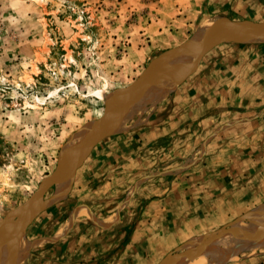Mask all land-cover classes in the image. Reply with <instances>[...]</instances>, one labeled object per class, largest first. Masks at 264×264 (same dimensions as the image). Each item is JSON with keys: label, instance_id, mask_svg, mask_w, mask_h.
<instances>
[{"label": "rangeland", "instance_id": "obj_1", "mask_svg": "<svg viewBox=\"0 0 264 264\" xmlns=\"http://www.w3.org/2000/svg\"><path fill=\"white\" fill-rule=\"evenodd\" d=\"M182 2L0 0V264L5 259L10 216L38 191L64 159L87 142L99 124L104 123L106 103L110 98L135 84L164 53L189 41L200 26L209 25L216 19L224 22L264 20V9L256 11L257 16H254L255 12L241 16L238 15L240 7H235L233 11L237 14L233 16L224 10L187 16L180 9ZM221 3L222 0L217 1L218 7ZM209 33L207 36L214 35L212 31ZM259 43L264 42L254 44ZM165 66H159L156 71ZM174 71L166 69L165 74L174 75ZM129 104H119L118 109L109 110L114 120L113 111L126 109ZM152 111L135 117L133 126L126 132L113 133L98 142L57 192L55 187L47 189L36 217L26 226L25 236L19 241L31 243L36 236L57 228L73 210V204L66 199L67 194L97 152L107 143L136 130ZM88 126L92 128L90 135L83 138L79 134H83ZM74 135L82 136L85 141L76 138L80 142L74 139L75 144L68 145ZM64 187L66 194L60 196ZM258 192V188L251 187L243 208L230 219L224 218L216 228L186 234L176 246L170 241L171 247L167 243L149 258L147 252H142V258L127 264H192L223 234H235L232 237L245 241L257 238L264 233V226H255L249 233L241 230L252 225L255 217L264 218V200H257ZM252 215L254 218L250 219ZM21 221L23 217L19 219ZM253 231L259 232L258 235ZM240 235L244 237L240 238ZM19 241L15 245L18 248L13 253L15 256L12 254L14 258L11 257L12 263L22 255ZM32 245L20 259L23 264L39 256L38 244ZM213 259L216 258L207 262ZM219 264H264V247L253 251L243 248L235 259Z\"/></svg>", "mask_w": 264, "mask_h": 264}, {"label": "crops", "instance_id": "obj_2", "mask_svg": "<svg viewBox=\"0 0 264 264\" xmlns=\"http://www.w3.org/2000/svg\"><path fill=\"white\" fill-rule=\"evenodd\" d=\"M182 1L194 17L264 9V0ZM91 161L67 194L73 210L33 239L39 256L28 264H127L216 228L251 187L264 200V43L213 48L146 122Z\"/></svg>", "mask_w": 264, "mask_h": 264}, {"label": "water", "instance_id": "obj_3", "mask_svg": "<svg viewBox=\"0 0 264 264\" xmlns=\"http://www.w3.org/2000/svg\"><path fill=\"white\" fill-rule=\"evenodd\" d=\"M263 31L264 30V20L261 21H225L222 28H220V36H203L202 43L199 50V56L194 61L193 64L187 67H181L174 69L175 74L167 75L165 74L166 68L163 67L162 70L156 71L161 65H168L169 62L177 55L182 53H188L187 46L190 42L187 41L180 47L172 49L164 53L159 59L154 61L149 68L144 72V74L138 79V81L131 87L123 91L121 94L113 96L106 103V113L103 118V124H99L96 132L93 133L79 149L77 152L73 153L71 157H67L59 164V167L55 173L45 182H43L38 191L19 209L13 212L8 220V226L6 228V235L8 243L5 247V259L2 264H14L12 263V253L16 251V242L25 236L26 226L36 217L37 211L39 210L40 203L43 198V194L50 187L59 188L60 185L73 175L75 170L79 168L85 158L90 154L94 146L100 142L102 139L113 134V119L109 110H114L119 104H127L134 100L137 92L142 88L145 82H150V80L156 79L159 81L170 80L171 84L167 85L164 90L169 91L177 87L185 78L190 76L198 67L201 59L205 54L225 43H241L237 38L240 34L248 31ZM180 79H182L180 81ZM180 81V82H179ZM23 217V221L19 222V219ZM16 220L18 222H16Z\"/></svg>", "mask_w": 264, "mask_h": 264}, {"label": "bare ground", "instance_id": "obj_4", "mask_svg": "<svg viewBox=\"0 0 264 264\" xmlns=\"http://www.w3.org/2000/svg\"><path fill=\"white\" fill-rule=\"evenodd\" d=\"M223 23H224L223 19H218V20L216 19L214 21H211V23L209 25L200 26L199 29L197 30V32L190 39V42L187 46L188 53L177 54L169 62L168 66H165V67H167L166 69L174 71V69H178L181 67H187V66H190L191 64H193L199 55V50H200V46L202 43L203 36H207V34L211 31L214 33L213 36H215V34L220 36L221 35L220 34V28H222ZM237 38L240 40L241 44H254V43H258V42H264V30L263 31H261V30L260 31H248V32H245L243 34H240ZM169 84H171V82L169 80H165V81L152 80L150 82H146V85H143L142 88L139 90V92H137L138 94H136V97L134 98V100L131 101L128 106H125L126 109H122V108L120 109L119 108L120 110L113 111L114 116H115V120L112 117V119H113V133L119 134V133L126 132L128 129H130L133 126V121L135 120L134 119L135 117L146 113L148 110L149 111L150 110L152 111L153 109L155 110V108L158 106V104L162 103L171 93L170 90L169 91L164 90V88ZM111 115H112V113H111ZM134 125H135V123H134ZM86 128L87 129H85V132L84 133L82 132L83 134H81V132L79 134V135H83V138H88L90 135L91 129H92L91 126H88ZM74 136H75V138L70 139L71 142H69L68 145L70 143L75 144L73 142V140L76 138L77 139L80 138L79 140L83 139V138H81L82 136H78V137L76 135H74ZM77 142H80V141L77 140ZM72 144H70V145L72 146ZM66 149H68V148H66ZM70 151L72 152V150H70ZM71 154H73V153H71ZM64 158H66V157H64ZM69 180L70 179H68V181ZM65 183L66 182L62 183L59 188L61 189L62 188L61 186H63V184H65ZM64 190H65V187L61 191L59 190L60 191L59 194H61L60 196H65L67 189L65 191ZM57 191H58V188H57L56 192ZM52 197H55V196H52ZM258 212H260V211L258 210ZM253 214H255V213H253ZM80 215H82V214H80L78 212L74 213L75 217H78ZM74 216L71 217V219H69L68 222H71L70 220H73ZM252 216H251L252 218H250V216H249V218L253 219L254 215H252ZM262 216H264V215H262ZM254 220H255L254 221L255 223L254 222L252 223V221L250 220L252 225L249 224V226H246L245 229H243L241 231L244 233H249V231H251L255 226H264V218H257L256 219V217H255ZM61 231H62V228L60 229L58 234H60ZM254 233H253V235H254ZM257 233H259V232H256L255 234H257ZM234 235H232V236H234ZM237 235H239V234H237ZM247 235H249V234H247ZM232 236L229 234L221 235L211 245V249L209 251L203 250L202 254L198 257V259H195L192 264H205L211 258H216V259L211 260L209 263L207 262V264H219L220 262L225 263V261H231V260L235 259V257L239 254V252L243 248H246L249 251H253L256 248L264 247V233L263 232L261 235H258L257 238H255L251 241H245L244 239H238V238H234ZM239 237L241 238L242 236L240 235ZM30 244L32 245L33 243L32 242L28 243V242H26V240H23V242H20V245H21V247H20L21 251L20 252H22V255L19 256L20 258L18 257L17 262H15L14 264H23V262H21L20 259L24 258L28 249L30 248V246H29ZM35 244L37 245L38 243H35ZM206 245H208V244H206ZM32 247H34V245H32ZM200 247H201V245H200ZM193 248H195V247H193ZM16 249H18V248H16ZM206 252H207V254H206ZM13 255L15 256V254H13ZM14 256L12 258H14ZM195 256H193V257H195ZM209 256L211 258L208 259ZM184 260H185V258H184ZM215 260H218L219 262L215 263Z\"/></svg>", "mask_w": 264, "mask_h": 264}]
</instances>
